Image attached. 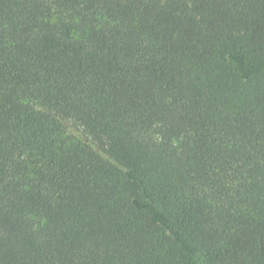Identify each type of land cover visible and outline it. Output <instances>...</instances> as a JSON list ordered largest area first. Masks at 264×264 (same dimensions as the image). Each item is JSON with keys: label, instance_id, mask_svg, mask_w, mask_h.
<instances>
[{"label": "trees", "instance_id": "obj_1", "mask_svg": "<svg viewBox=\"0 0 264 264\" xmlns=\"http://www.w3.org/2000/svg\"><path fill=\"white\" fill-rule=\"evenodd\" d=\"M0 264H264V0H0Z\"/></svg>", "mask_w": 264, "mask_h": 264}]
</instances>
